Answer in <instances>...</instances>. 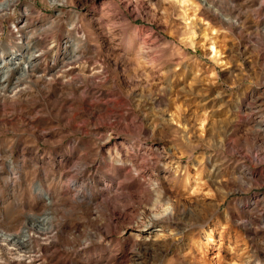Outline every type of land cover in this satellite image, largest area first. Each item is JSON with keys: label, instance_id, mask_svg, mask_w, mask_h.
Instances as JSON below:
<instances>
[{"label": "rangeland", "instance_id": "1", "mask_svg": "<svg viewBox=\"0 0 264 264\" xmlns=\"http://www.w3.org/2000/svg\"><path fill=\"white\" fill-rule=\"evenodd\" d=\"M31 54L0 264H264V0H0V63Z\"/></svg>", "mask_w": 264, "mask_h": 264}, {"label": "bare ground", "instance_id": "2", "mask_svg": "<svg viewBox=\"0 0 264 264\" xmlns=\"http://www.w3.org/2000/svg\"><path fill=\"white\" fill-rule=\"evenodd\" d=\"M54 2V0H53ZM12 6V5H11ZM214 48V47H213ZM77 55V54H76ZM37 61V55L36 54H31L30 56H28V58L25 60L24 57H18L16 55H13L11 58L9 59H2L1 60V63L0 65L3 66L4 63H11V64H14L16 67L17 66H20V71H21V76L27 74V72L29 71L30 67L33 66V64ZM23 62V63H22ZM13 66V65H12ZM5 68V67H4ZM3 69V68H2ZM18 69V68H17ZM5 78V77H3ZM48 194V193H47ZM168 207H166V210L167 211H170L171 209V203H168ZM159 218H161L160 215L158 214H154L153 217L151 218V222L155 221V220H158ZM149 224H143L142 225V231L145 230L147 227H148ZM2 236H8V237H4L5 239H9L10 241H14L15 239L16 240H19L20 243H27L29 244V242L31 241V237L29 234H27V231L24 230L23 233L21 235L19 234H5L4 232L1 233ZM206 236H207V241H211L212 240V236H213V233L212 232H209V233H206Z\"/></svg>", "mask_w": 264, "mask_h": 264}]
</instances>
